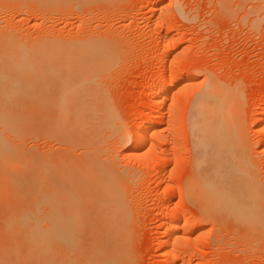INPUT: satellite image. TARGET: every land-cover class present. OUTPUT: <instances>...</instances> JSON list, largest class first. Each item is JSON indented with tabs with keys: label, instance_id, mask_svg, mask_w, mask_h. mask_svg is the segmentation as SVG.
<instances>
[{
	"label": "rangeland",
	"instance_id": "rangeland-1",
	"mask_svg": "<svg viewBox=\"0 0 264 264\" xmlns=\"http://www.w3.org/2000/svg\"><path fill=\"white\" fill-rule=\"evenodd\" d=\"M0 35V47L1 40H7V36L19 42L20 49L25 45V56L36 57L33 64L41 66H31L32 60L28 66L24 65L31 66L27 69L29 73L37 68L34 72L39 74L38 71L48 72L52 68L45 62L51 57L55 58L50 61L51 64L55 61L53 66L58 62L55 67L65 64L67 55L62 59L65 45L110 41L100 57L71 61L92 67L90 79L98 83L95 88V83L92 84L93 93H90L92 86L88 87V98L92 95L95 98L91 97L93 101H90H99L97 104L104 100L127 129L147 108L144 95L147 84L153 87L152 101L153 93L161 88L172 91V96L161 104L152 105L155 116L159 113L164 116L156 136L142 148L141 154L146 157L132 155L127 160L125 148L117 157L119 169L124 168L123 173L130 175V184L126 185L131 187V191L126 188L130 195L126 198L131 200L127 202L131 205V208L127 206L128 211L131 210L128 222L131 225L126 233L128 241L125 239L129 242L125 247L128 264H166L171 259L162 252L167 242L162 224L171 216L178 222L187 219L197 223L195 231H179V239L173 243L176 264H264V144L259 140V123L256 124L258 113L264 107V0H0ZM31 45L34 49L28 54ZM41 45H45L47 52L53 47L55 57L53 54L48 59L45 50V54L43 50L38 51L44 55L41 59L45 57L41 63L40 54L33 52L40 50ZM13 55L10 53L7 62V57L3 58L4 63L12 64L16 60L10 59ZM163 55L167 56L165 63L154 70L153 65ZM73 64L68 68L73 69ZM65 66L68 70L67 64ZM94 71L98 77L102 74L98 81ZM192 73L196 75L194 80L184 86L176 84L182 75ZM206 81L224 90L232 89L229 95L234 94L232 120L237 131L233 132L234 136L236 134L233 142L237 149L233 158L224 145L214 151L220 154L226 149L220 155L222 159L232 161L235 167L242 162L246 168L236 172L232 182H241L259 198L260 223L257 221L250 227L235 224L226 216L230 221L224 217L214 222L211 218H202V207L195 206L191 199L194 196L190 198L186 193L195 155L189 123L190 99L192 92L202 88ZM173 101L179 106L176 109L179 120H171ZM27 143L36 151L51 148L47 137L36 128L30 130ZM155 150L160 151L161 159L156 158ZM165 161L169 164L163 173ZM249 228L254 232H249Z\"/></svg>",
	"mask_w": 264,
	"mask_h": 264
},
{
	"label": "bare ground",
	"instance_id": "bare-ground-1",
	"mask_svg": "<svg viewBox=\"0 0 264 264\" xmlns=\"http://www.w3.org/2000/svg\"><path fill=\"white\" fill-rule=\"evenodd\" d=\"M6 38L1 40L0 47V54H3L0 56V264H128L130 260L126 259L125 247L129 243L126 242V233L129 232L128 225H131L128 224L131 210L129 212L127 206L131 208V205H127V202L131 200L130 197L128 200L126 198L130 196L126 185L130 184V175L125 173L124 168V173L123 169H119L117 157L123 148L126 149L124 157L127 160L132 155L137 158L145 156L141 154L142 148L156 136V129L164 116L163 113L155 116L152 105L161 104L172 96V91L161 88L159 92L153 93L152 101L153 87L147 84L144 87L147 108L127 129L122 126L112 108L104 104L103 97L100 99L102 104H97L99 101L92 102L95 98L92 95L93 100L88 98L86 92L91 89L90 93H93L92 84L95 83V79H90L92 67L71 61L100 57L110 41L65 45L63 47L66 49L62 51L65 52L62 53L64 58L59 57H71L66 56L65 64L57 67L55 65L59 62L54 66L52 64L55 61L52 64L50 62L55 59L51 57L54 54L53 47L47 52L45 45H41L40 50L37 48L33 51L34 54L43 57L44 50L52 52L49 55L46 53L45 57L51 59L45 62L57 71L51 68L45 72L43 69L44 72L38 71L41 72L39 74L34 72L37 68L32 69L33 73L27 71L37 59L25 56L26 46H22L25 49L23 51L19 42L8 36ZM33 49L30 48L28 54ZM57 49H60V45ZM10 53L16 56L10 59L16 60L12 64L4 63L3 58L7 57L5 62L10 61ZM41 57L40 62L45 60V57ZM25 58L30 59L27 61ZM166 58L163 55L153 65L154 70L162 66ZM30 60L33 62L27 67ZM66 64L67 68L69 64H73L71 67L74 68L67 70ZM195 76L194 73L182 75L176 84L184 86ZM210 81H206L202 88L197 87L199 89L192 92L190 99L189 123L195 155L186 181V193L191 195L190 198L194 196L191 199L195 206L202 207V218H211L214 222L226 216L235 224L250 227L259 218V198L241 182H232L235 173L244 168L242 162L235 167L232 161L220 157L227 149L233 158L237 149L233 142L236 139V134H233L236 126L232 120L234 94L229 95L232 89L224 90ZM96 83L94 88L97 87ZM95 90L99 92L101 89ZM177 107L178 104L173 101L171 120L177 116ZM258 116L257 132L264 144V107ZM33 128L47 137L51 145L49 150L36 151L34 147H28L29 132ZM231 136L234 138L231 139ZM222 145L226 149L216 154L215 148L221 149ZM155 156L157 159L162 158L160 151H156ZM167 164L165 161L163 173ZM195 223L196 220L190 222L187 219L178 222L175 216H171L162 224L163 237L167 238L162 252L171 256L166 264H176L173 243L179 239V231H195Z\"/></svg>",
	"mask_w": 264,
	"mask_h": 264
}]
</instances>
